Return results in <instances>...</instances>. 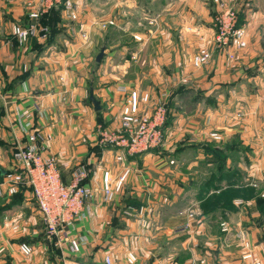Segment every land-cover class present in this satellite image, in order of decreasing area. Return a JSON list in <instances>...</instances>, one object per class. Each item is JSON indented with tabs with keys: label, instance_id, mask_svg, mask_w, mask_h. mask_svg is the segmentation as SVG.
I'll use <instances>...</instances> for the list:
<instances>
[{
	"label": "crops",
	"instance_id": "0c3cea01",
	"mask_svg": "<svg viewBox=\"0 0 264 264\" xmlns=\"http://www.w3.org/2000/svg\"><path fill=\"white\" fill-rule=\"evenodd\" d=\"M150 1L159 14L158 24L147 32L125 25L121 62H111L117 46H102L101 61L95 56L90 75L84 77L82 69L87 71L94 41L76 43L66 30L71 44L44 45L31 37L19 46L11 27L31 22L28 11L36 1L0 0V169L13 161L17 114L27 110L31 125L52 136L44 154L56 159L62 181L70 182L75 171L84 169L86 185L96 190L86 217L72 232L86 241L78 253L53 246L46 235L40 239L24 234L36 226L18 225L14 217L0 221V264H66L62 257L68 264H104L105 255L112 264H129L128 252L136 256L133 264H249L243 259L247 251L264 264V0H238V22L246 26L247 47L232 50V60L214 49L207 0ZM135 4L144 8L138 0H90L94 13L79 14L78 22L86 28L100 11L109 19L118 5L123 21L137 22L143 11ZM49 20L57 30L67 22L62 13ZM201 47L210 48L212 58L203 68L193 69L191 56ZM66 52L77 70L72 76L66 73ZM111 63L116 74L103 73ZM86 83L108 130L118 129L130 92L147 93L151 102L158 95L166 97L169 119L161 148L129 155L100 145L94 132L81 126L78 102ZM199 100L206 102L204 109L193 105L192 111L184 112V104ZM211 131L222 139L206 137ZM104 172L112 180L126 173L111 202L102 198ZM19 193L23 202L32 199L28 189ZM184 223L188 229L179 230ZM15 226L22 230L19 234ZM22 242L32 249L28 258L19 250Z\"/></svg>",
	"mask_w": 264,
	"mask_h": 264
},
{
	"label": "built area",
	"instance_id": "2783aa9c",
	"mask_svg": "<svg viewBox=\"0 0 264 264\" xmlns=\"http://www.w3.org/2000/svg\"><path fill=\"white\" fill-rule=\"evenodd\" d=\"M62 0H45V7L49 8L59 4ZM68 4L67 7H69ZM37 17V14H31ZM74 17V15H73ZM237 16L225 10L217 18L216 46L226 48L231 45L236 49L246 47V31L243 27H237ZM33 25L26 26L25 29L13 27V34L20 43L26 42L34 36ZM200 54L194 58V63L199 65L207 62L210 52L201 50ZM232 57V55H231ZM147 100V96L142 98ZM19 131L21 136L16 137V146L12 154L15 165L6 172L0 179V196L8 191L9 194L17 193L21 188L30 190L41 222L45 229L48 240L57 248L66 246L72 254L78 253L85 244L84 238L72 236L75 224L79 222L90 208L93 201L94 190L86 185L87 172L84 169L75 171L71 180L64 183L53 156L44 154L48 143L51 141V134L44 133L40 128L33 127L30 123V113L27 110L18 114ZM164 118L161 111H157L152 117H147L139 112L138 98L135 92H130L126 105L120 111V124L117 130H99L101 137L99 144L102 146H112L123 149L129 155L141 154L158 148L164 137ZM25 140L22 144L21 140ZM126 173L112 180L108 172L102 175V192L104 201L111 202L120 190ZM187 217L192 218L193 213L188 211ZM188 223L178 227L179 230H187ZM221 229L227 231L224 223ZM16 229V226H15ZM242 243L247 246L245 239ZM19 250L26 258L32 253L31 247L22 242ZM127 262L133 264L136 256L132 252L127 253ZM243 259L249 264H261L260 261L246 252ZM62 260L66 261L64 257ZM202 262H199L201 264ZM68 264V262H66ZM104 264H112L111 258L104 256Z\"/></svg>",
	"mask_w": 264,
	"mask_h": 264
},
{
	"label": "rangeland",
	"instance_id": "374dc122",
	"mask_svg": "<svg viewBox=\"0 0 264 264\" xmlns=\"http://www.w3.org/2000/svg\"><path fill=\"white\" fill-rule=\"evenodd\" d=\"M35 1L36 2H34L30 5L29 11H28V17L31 20V22L13 24L11 27V35L15 38V41L17 42V44L19 46H23L27 41L20 43L19 40L17 39V37L13 34V27H20V28L25 29L26 26H29L32 24L33 27L35 26V28H34L35 31H34L33 37L38 38V40H40V42H42V44H44V45L54 44L55 42H58V44L59 43L61 44V41H62V45L67 41H68L67 43L70 42V44H71L72 38L69 37V40H66V37H67L65 35L66 30H68L70 35L74 37L73 41H76V43L79 40H80V42L83 41L84 43L88 42V44L90 42L93 43V41H94V45H96V48H95L94 52L91 54L90 59L88 57V60L90 63H89V66L87 68V71L85 72V70L82 69L83 70L82 73L84 74V77L86 76V74L88 76L90 75L89 71H91L93 66H94V57L98 55L97 53H99V51L101 50L100 48L102 46H105L106 47L105 49H107V50L112 49L113 47L117 46V49H116L117 53H115L113 58H111V62H114V61H115L114 63H120L121 62L122 57H121V54H119L121 52L120 47H121L122 42L127 41L126 38L124 36H122L123 31H124L122 29L125 28L124 27L125 25L129 24V28L132 31L138 32L139 30H145L147 32V29H152V28H154L155 24H158V19H157V22L155 20H156V18H158L159 14H157L153 10L154 7L151 5L150 0H138V3L141 4L142 7H144L143 9L135 4L136 7H139L141 9V10H139L140 12L143 11V18H141V20L140 19L136 20L137 22H135V20H134L135 14L130 15V18L132 17L134 22L126 23L125 21H123L124 16L122 15L121 5H118V7L115 8L114 14L112 15L111 18L106 19L103 12L100 11L94 15L93 19L90 20V22H88V26L86 28H83V25L78 22V17H79V14H81L82 16H88L89 12L94 13V11H92L90 6L91 5L94 6L95 3L94 4L91 3V5H90V0H78L79 1L78 5L75 2V0H62L59 4H56V5L51 6L49 8L45 7V0H35ZM207 3H208L209 9L211 10V15H212L211 27L214 31L213 32L214 49L217 52H219L220 54H223L226 58H228V60H232L234 57L232 50H243L244 48L243 49H236L231 45L227 46L226 48H221L219 46L217 47L216 46V33H217L216 24H217L218 16L220 14H222L225 10L228 9L229 11L233 12L237 16L236 26L237 27H243L246 31V26L243 24H239V22H238L237 6H238L239 1L238 0H207ZM68 4H70L69 7H67ZM102 8H104V7H102ZM94 10H96V9H94ZM33 13L37 14V17H35V18L31 17V14H33ZM59 13H62L66 16L67 22L62 23L61 27H58V29L60 28V30H57V29H55L54 22L50 21L49 19L51 18V16L55 17ZM73 15H74V17H73ZM136 15H139V14L136 13ZM61 28H64V29H61ZM73 29H75L74 32H73ZM186 29L190 30V28H188V27ZM90 30H92V32H89ZM53 32H54V34H53ZM126 32H127V30H126ZM90 34L92 37H90ZM112 36H113V38H112ZM104 38H107V39L109 38V40L112 39L113 42H109V41H107V39L105 40ZM133 39L136 41H142V37L138 36V35H133ZM246 47H247V35H246ZM203 49L206 50L207 52H210V57L207 59V62L196 65L194 63V58L197 55H199L200 54L199 52ZM54 53H56V51H53L52 54H54ZM69 54L70 53H67V52L65 54V59L67 60V62L70 60V63L66 69L67 70L66 73H67V75L72 76L73 72H75L77 74V70L73 67L72 61H74V59H70ZM212 54H213V51H211V49L208 47L198 48L191 56L192 68L193 69L203 68L205 65H207L210 62V59L212 58ZM231 55H232V57H231ZM84 56H87V54ZM136 57H137V54L131 55L132 59H135ZM70 64H72V65H70ZM69 66H71V67H69ZM114 66L115 65H113V63H111L110 66H107L105 69H103V73H105V74L106 73L116 74V72L118 70ZM60 79H62V77H60ZM184 82H187V81L181 80L180 83L185 84ZM133 92H135L137 95L138 108H139V112L142 115L147 116V117H152L157 111H161V113H162V117L164 118V122H165L163 125V133H164L163 141L158 148L144 152V153H149V152H153L155 150H159V148H161V146L163 145V143L165 142V139H166L165 125H167L168 119H169L168 107L170 106V101H168L166 97L165 98L163 96L159 97V95H158L151 102L150 97L147 93L139 94L136 91H133ZM88 96H89V85L86 83L85 85L81 86V96L79 98V100H81V101L78 102V103H80L81 108L83 110V115H82L83 121L81 122V126L83 127V129H85L87 131L88 130L93 131L95 134L96 140L99 143V141H101V137L97 134L98 130H100V129L101 130H108V129L106 128V125L102 120L101 109L99 111L93 110L92 104L88 100ZM144 96H147V100H145V101L142 100V98ZM1 99H3V98H1ZM3 101H4V99H3ZM189 102L190 103L187 102V104H184V106H183L185 113L192 111L194 106H197L196 109L201 110V109H204L205 105H206V102L202 101V100H199L196 102H191V101H189ZM180 104L182 106V103H180ZM180 104H179V106H180ZM240 116H241V114L237 113V117H240ZM119 121H120V115H119ZM14 135H16L15 141H17L16 137L17 136L20 137L21 132L19 131V134L15 133ZM84 136L85 135L82 134L81 138L83 139ZM205 136L213 139L214 141H220L222 139L220 133L217 131H211L208 133V135L206 133ZM84 140H85V138H84ZM14 150L15 149H12V154L14 153ZM184 157H185V155L181 156L180 160L183 161ZM10 163L11 164H9L7 169L5 167L0 169V175L3 176L6 172H8L9 170H11L13 168V166L15 165V161H10ZM214 166H217L216 162L213 164V168L216 172L217 169H215ZM91 189L94 190V197H93V199H94L96 190L94 188H91ZM18 192L15 194H9L8 191H5L4 194L2 196H0V221L1 220L7 221V220L14 219V217H16V223H18V225H21L22 222L23 223L26 222L27 224L33 223V225L36 226L35 228H32V229L28 228L27 230L22 231V230H20L19 226H18V230H16L17 229V226H16V229L15 230L13 229V230L18 231V234L21 231L24 234L27 232L26 235L33 234L30 236H34V238L43 239L46 235L45 229H44V226L41 222V218H40V214L38 212V209L35 206L33 196H32V199H30L29 201L23 202V199L20 198L21 194L20 193L18 194ZM102 198L104 201V197H102ZM17 201H18V204H17ZM15 204L20 205V206H18V208H17V205L15 206ZM11 206H12V208L9 210V207H11ZM85 217H86V214L84 215L83 218H85ZM19 221H20V224H19ZM27 227H29V226L27 225ZM72 232H73V230H72ZM72 236H74V235H72ZM19 237L21 238L23 236L19 235ZM76 238H79V237H76ZM19 240H21V239H19ZM21 241H23V240H21ZM70 254H72V253H70ZM118 255H121V253L119 252ZM66 262H68L67 258H66ZM71 262H73V261H71Z\"/></svg>",
	"mask_w": 264,
	"mask_h": 264
},
{
	"label": "water",
	"instance_id": "95a60500",
	"mask_svg": "<svg viewBox=\"0 0 264 264\" xmlns=\"http://www.w3.org/2000/svg\"><path fill=\"white\" fill-rule=\"evenodd\" d=\"M102 56H103V49L100 50V52L98 53V55H97L96 58H95V61H96V62H99L100 59L102 58ZM89 100L91 101V103H92V105H93V109H94L95 111H97V110L100 109L99 103H98V101L94 98L92 92H90V94H89Z\"/></svg>",
	"mask_w": 264,
	"mask_h": 264
},
{
	"label": "trees",
	"instance_id": "16d2710c",
	"mask_svg": "<svg viewBox=\"0 0 264 264\" xmlns=\"http://www.w3.org/2000/svg\"><path fill=\"white\" fill-rule=\"evenodd\" d=\"M23 189H24V188H21L20 190H23ZM25 189H26V188H25ZM20 190H19V191H20Z\"/></svg>",
	"mask_w": 264,
	"mask_h": 264
}]
</instances>
